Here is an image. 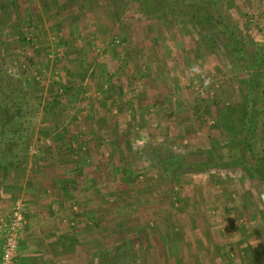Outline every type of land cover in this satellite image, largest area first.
I'll return each mask as SVG.
<instances>
[{"label": "rangeland", "instance_id": "1", "mask_svg": "<svg viewBox=\"0 0 264 264\" xmlns=\"http://www.w3.org/2000/svg\"><path fill=\"white\" fill-rule=\"evenodd\" d=\"M160 1L0 0V93L24 96L0 218L21 202L19 241L49 240L46 264H264L261 184L232 159L248 62L219 29L256 60L264 0H206L205 23ZM254 73L264 155V60Z\"/></svg>", "mask_w": 264, "mask_h": 264}, {"label": "trees", "instance_id": "2", "mask_svg": "<svg viewBox=\"0 0 264 264\" xmlns=\"http://www.w3.org/2000/svg\"><path fill=\"white\" fill-rule=\"evenodd\" d=\"M159 2L162 3V1L160 0ZM176 2L177 1H175V3ZM170 5L172 6L173 4L170 3ZM188 5H189L188 8L195 11V13L194 12L191 13L192 18L196 21L195 23H198L200 21L202 23L209 22L208 19H205L207 17L205 16V13H206V10H208V3L206 0H189ZM218 15L219 14H217V16ZM219 29L222 30L224 33H227L230 36L233 47L239 53V55L243 57L246 60V62H248V68H249V72H248V76H249L248 84L249 85H248V91H247L249 96H248L247 105L244 107V111H243V124H242L243 137L240 140L242 143V148H244L245 152H243L241 155L233 156L232 158L234 162L233 165L236 164V165L243 166L244 169L250 174L252 178L258 180L261 184V192L264 195V155L259 153L258 150L254 146L257 135H256V127L251 119L252 110H253L251 102H254L255 100L253 97V90H254L255 78H256V74L254 73V71L257 70L262 64L264 60V53L263 52L258 53L256 55L257 56L256 60H250V59L248 60V57L246 53L244 52V50L239 45L238 39L236 35L234 34V32H232V30L227 25H224V24H222L219 27ZM23 39H25V37ZM24 41L25 40H23V42ZM23 97H24L23 94H21L20 92H18V94H15V95L13 94L7 95V93L4 91L3 96H2V93H0V104H1L0 107H1V119H2L0 139H3L2 137L5 136L9 122H11L12 120V118L10 117V114L14 112V110L16 109L17 111L22 109V106L24 103ZM23 135L25 136V133ZM6 149L9 150V148L4 147L5 151ZM17 159H19V155L17 153H14L12 155V161L14 164L17 161ZM18 165L19 164H16V166ZM3 168H4L3 170H7V168L9 167H3ZM164 169L167 172V171H170L171 167L165 166ZM104 263L110 264L109 262H106V261H104ZM100 264H103L101 260H100Z\"/></svg>", "mask_w": 264, "mask_h": 264}, {"label": "built area", "instance_id": "3", "mask_svg": "<svg viewBox=\"0 0 264 264\" xmlns=\"http://www.w3.org/2000/svg\"><path fill=\"white\" fill-rule=\"evenodd\" d=\"M24 206L16 202L10 214L0 218V264H17L20 233L25 225Z\"/></svg>", "mask_w": 264, "mask_h": 264}, {"label": "crops", "instance_id": "4", "mask_svg": "<svg viewBox=\"0 0 264 264\" xmlns=\"http://www.w3.org/2000/svg\"><path fill=\"white\" fill-rule=\"evenodd\" d=\"M35 235V230L30 232V234H27V232H25L23 236L21 235L22 237L19 241V248L16 258L17 264H46L44 263L46 258L43 257L41 253H43L46 249L48 250V248H42L41 243L43 245H46L45 242H48L49 240H45L44 238L38 239V237H36ZM54 240L55 238H53V241ZM46 255L48 261L51 254H45V256Z\"/></svg>", "mask_w": 264, "mask_h": 264}]
</instances>
